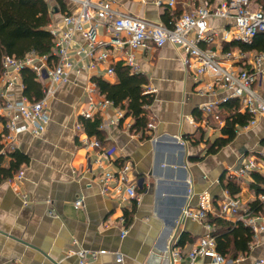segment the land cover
Wrapping results in <instances>:
<instances>
[{
  "label": "crops",
  "instance_id": "crops-1",
  "mask_svg": "<svg viewBox=\"0 0 264 264\" xmlns=\"http://www.w3.org/2000/svg\"><path fill=\"white\" fill-rule=\"evenodd\" d=\"M48 1L52 8L50 30L64 28V15L75 12L77 5L68 2L63 13L55 9V0ZM169 1L113 0L112 8L171 26L204 0H175L173 5ZM208 1L215 8L224 0ZM253 1L254 6H260ZM209 22L218 29L224 24L214 17ZM107 26L102 22L97 28L95 55L108 51L109 57L96 60L95 67L89 66L94 58L87 52L86 38L81 32L75 33L76 42L69 47L75 68L49 99L51 118L45 131L39 135L19 133L17 147L10 151V143L3 137L6 119L0 118L1 165L8 167L17 150L27 158L12 176L0 177V264H81V249L104 251L96 257L90 255L87 264H190L188 254L206 227L203 222L183 217L184 208L197 207L204 194L215 202L224 199L230 194L224 183L231 179L229 172L241 155L264 149L263 117L252 128H239L232 142L212 151L211 146L222 137L227 112L221 100L228 91L220 86L210 88V77L195 79L176 45H150L135 50L138 69L130 68L146 76L144 93L154 95L146 107L148 125L145 130L133 129V116L114 104L95 112L93 118L100 116L102 121L101 144L111 155V163L103 160L100 165L98 150L86 144L96 137L87 134L82 111L91 97L106 98L94 78L117 83L116 72L108 74L107 69L126 65V48L110 44ZM228 44L218 41L212 48L221 52ZM23 88L18 85L5 90L0 81V91L5 90L12 100L24 96ZM213 102L217 103L214 109L205 112L202 106ZM128 160L140 199L104 195L102 173L115 171ZM20 171L24 172L21 178L17 176ZM239 183L242 189L236 196L245 206L259 198L251 176ZM79 198L83 200L81 206L76 205ZM226 218L240 220V216ZM177 241L183 252L181 260L170 255ZM251 246L246 253L227 256L225 264H256L264 258V241ZM195 264L213 263L210 257L199 256Z\"/></svg>",
  "mask_w": 264,
  "mask_h": 264
},
{
  "label": "built area",
  "instance_id": "built-area-1",
  "mask_svg": "<svg viewBox=\"0 0 264 264\" xmlns=\"http://www.w3.org/2000/svg\"><path fill=\"white\" fill-rule=\"evenodd\" d=\"M66 1L76 4L77 10L64 15V28L50 30L54 36L53 54L58 57L54 65L49 64L47 55H39L35 52L28 53L23 58L10 55L3 58L0 81L5 90L13 89L18 85L23 87L22 69L26 67L33 69L44 85V95L36 101H30L25 96L12 100L5 90L0 91V118L6 119L7 129L3 137L10 143V151L16 149L19 133L31 131L34 135H39L48 126L51 118L49 99L57 87L68 81L69 73L75 68L69 47L76 42V32H81L87 40L89 47L87 52L94 58L89 64L90 67H95L99 60L108 59V51L95 55L98 46L97 28L102 22L108 23L107 27L111 33L110 44L126 48L124 62L131 69H138L134 53L136 49L147 48L150 45L155 47L166 44L176 45L182 49L183 62L194 72L195 79L210 77L213 83L210 88L220 86L226 89L228 94L221 100L223 102L232 98L239 100L240 111L252 116L245 129L258 125L264 117V51H253L248 54L238 46L221 52L212 48L218 41L222 44L235 41L250 44L258 32L264 31V8L254 6L253 0H224L215 8L208 0H204L198 6L185 11L171 26L117 12L112 8L113 0ZM174 3L175 0L169 1L170 5ZM212 17L222 19L223 26L219 29L212 28L209 22ZM81 51L86 50L81 48ZM107 73L115 74V67L111 65ZM112 104L106 98L96 100L91 97L87 107L82 111V116L85 119H92L95 112L103 111ZM216 104V102L208 103L202 108L209 113ZM118 116H123L122 110L118 111ZM149 127H153V124L149 123ZM86 144L98 150L97 162L100 165L103 160L111 163L110 152L104 149L97 138L88 139ZM132 168V162L128 160L123 161L115 171H104L100 176L102 193L115 198L121 196L124 200L138 201L140 199L138 186L130 176ZM252 173L264 176V149L259 152L243 153L229 175L230 178L244 180ZM23 174L24 172L20 171L17 176L21 178ZM259 199L264 201V192L259 194ZM82 204L81 198L76 200L77 206ZM214 212L220 217L240 216V219L253 231L251 247L264 241V214L252 213L250 207L245 206L238 196L227 194L220 202H215L210 195L204 194L200 196L197 207L187 205L182 213L183 217L203 222L206 227L197 246L188 254L190 264H195L199 256L210 257L213 264H225L227 261L226 257L217 250V242L213 235L214 227L208 222V217ZM102 252L104 251L93 252L81 249L78 251L80 263L87 264L90 255L96 257ZM170 255L173 260L183 258L178 241L173 245ZM121 260L122 257L118 255L117 261ZM256 264H264V258L259 259Z\"/></svg>",
  "mask_w": 264,
  "mask_h": 264
},
{
  "label": "trees",
  "instance_id": "trees-1",
  "mask_svg": "<svg viewBox=\"0 0 264 264\" xmlns=\"http://www.w3.org/2000/svg\"><path fill=\"white\" fill-rule=\"evenodd\" d=\"M264 8V0H255ZM55 9L63 13L67 11L66 0H55ZM51 4L48 0H0V75L3 72V58L6 55L23 58L28 53L35 52L39 55H47L49 64L54 65L58 57L53 54L54 36L50 31L52 23ZM239 46L243 51H264V31L258 32L252 43H229L226 48ZM115 72L119 81L110 83L102 78H94L100 92L106 96L115 106L126 111V115L134 118L133 129L145 130L149 118L146 107L154 100L153 94L144 93V86L148 80L143 73L132 72L130 67L123 64L115 66ZM23 94L30 101H36L44 95V85L38 79L36 72L31 68L22 69ZM223 107L225 124L222 127V137L211 146L212 151L232 142L238 129L249 124L252 116L247 112H241L240 102L236 98L225 101ZM84 126L89 136L96 137L100 142L104 134L101 129V117L85 119ZM1 147V143H0ZM8 167L1 165L0 177L12 176L27 158L15 151ZM251 177L258 195L264 191V176L252 173ZM224 188L233 196L241 192V184L237 179H230L224 183ZM250 211L254 214H264V201L256 199L250 204ZM208 222L214 227L213 235L217 242V250L225 257L250 250L253 241V231L243 220L231 221L225 217L209 216ZM181 242V241H180Z\"/></svg>",
  "mask_w": 264,
  "mask_h": 264
},
{
  "label": "rangeland",
  "instance_id": "rangeland-1",
  "mask_svg": "<svg viewBox=\"0 0 264 264\" xmlns=\"http://www.w3.org/2000/svg\"><path fill=\"white\" fill-rule=\"evenodd\" d=\"M248 54L249 53H253V51H246ZM231 179H234V178H231ZM235 179H237L238 181H239V178H235ZM221 200H218L217 202H220ZM211 215H213V216H219V215H217L215 212L214 213H212ZM226 218V217H225Z\"/></svg>",
  "mask_w": 264,
  "mask_h": 264
}]
</instances>
